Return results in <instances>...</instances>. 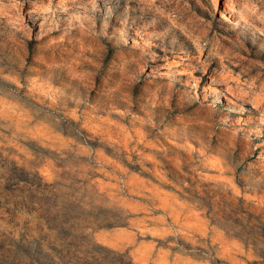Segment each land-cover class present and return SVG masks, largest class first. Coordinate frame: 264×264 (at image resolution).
<instances>
[{"label":"rangeland","instance_id":"rangeland-1","mask_svg":"<svg viewBox=\"0 0 264 264\" xmlns=\"http://www.w3.org/2000/svg\"><path fill=\"white\" fill-rule=\"evenodd\" d=\"M226 69L264 89V0H0V264H264Z\"/></svg>","mask_w":264,"mask_h":264},{"label":"bare ground","instance_id":"bare-ground-1","mask_svg":"<svg viewBox=\"0 0 264 264\" xmlns=\"http://www.w3.org/2000/svg\"><path fill=\"white\" fill-rule=\"evenodd\" d=\"M222 76L230 83L229 88L236 92L244 99H250L256 106L264 108V89L253 88L248 89L232 70L226 69L222 72ZM234 80L236 83H233Z\"/></svg>","mask_w":264,"mask_h":264}]
</instances>
